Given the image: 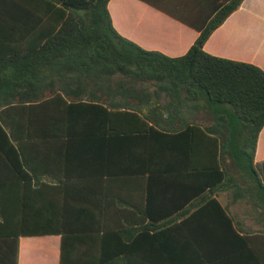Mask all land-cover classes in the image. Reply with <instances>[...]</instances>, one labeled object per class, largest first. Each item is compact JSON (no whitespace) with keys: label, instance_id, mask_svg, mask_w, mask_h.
I'll return each instance as SVG.
<instances>
[{"label":"crops","instance_id":"obj_1","mask_svg":"<svg viewBox=\"0 0 264 264\" xmlns=\"http://www.w3.org/2000/svg\"><path fill=\"white\" fill-rule=\"evenodd\" d=\"M225 2L109 0L107 6L119 34L144 50L179 57L188 52ZM204 49L264 70V0H243L209 35ZM155 95L160 105H167L170 98L165 91ZM162 107L155 111L154 105L147 111L152 119L145 121L124 109L111 115L89 106L77 107L69 114L64 110L57 117L54 139L23 142L24 155L35 171L26 170L30 175L37 173L39 182L34 176L23 189L21 182L13 181L16 176H8L12 186L6 191L7 225L12 229L64 228L68 232L66 237L59 232L20 235L17 258L12 236L0 233V264H88L85 262L101 256L118 257L123 248H128L134 258H155V264H254L252 255L241 248L228 228L222 227L217 215L204 211L183 224L186 211L199 209L192 203L208 180L203 168L213 161V156L209 157L212 143L201 130L211 126L223 129L213 124L211 106L205 97L197 101L185 96L179 114L199 128L194 133L187 126L166 130L179 123L169 119V112ZM155 116L164 128L155 124ZM232 162L227 157L222 159L221 169ZM254 166L264 183V126L258 136ZM22 194L25 200L20 208ZM228 194L221 191L219 195L225 205ZM229 209L234 214L238 211L235 205ZM146 213L169 215L175 220L156 230L159 235L155 241L138 236L101 239L104 229H133L152 222ZM237 225L264 254L261 225L242 213Z\"/></svg>","mask_w":264,"mask_h":264},{"label":"trees","instance_id":"obj_2","mask_svg":"<svg viewBox=\"0 0 264 264\" xmlns=\"http://www.w3.org/2000/svg\"><path fill=\"white\" fill-rule=\"evenodd\" d=\"M3 1L0 2V215L3 220L0 233L12 236L16 258L20 235L59 232L66 237L68 232L64 228L17 226L12 229L7 225L6 191L12 186L8 176H16L13 181L21 182L22 188L34 176L39 182L37 173L30 175L26 170L28 167L35 171L24 155L23 142L54 139L57 117L64 110L69 114L81 106L95 107L108 115L124 109L143 121L152 119L147 111L154 105L155 111L163 106L162 110L169 112L168 118L178 119L179 123L166 130L187 126L194 133L199 128L179 114L186 96L197 101L205 97L214 112L213 124L223 129L211 126L201 130L212 143L209 157L213 156V161L203 168L208 180L192 203L193 208L199 209L186 211L183 224L198 213L209 211L239 239L241 248L252 255L254 264H264V254L252 246L249 233L237 225L242 213L254 218L264 234V183L254 166L257 140L264 126V70L253 63L212 55L204 49L209 35L243 0H225L197 41L179 57L144 50L119 34L112 24L109 0ZM155 80L169 82L155 83ZM160 91L169 95L167 105H160L156 99L155 94ZM155 124L160 126L156 116ZM226 157L233 161L232 165L225 164L221 169V160ZM245 174L251 182L244 179ZM221 191H229L227 205L219 198ZM23 200L22 194L18 207L22 208ZM230 205L237 206L235 214ZM146 215L152 222L133 229H104L101 239L127 240L138 236L155 241L159 235L155 234L156 230L175 220L164 214ZM122 253L125 256L119 257ZM118 254L111 259L101 256L97 261L85 263L155 264V258L149 256H130L128 248ZM207 258L204 257L206 261Z\"/></svg>","mask_w":264,"mask_h":264},{"label":"rangeland","instance_id":"obj_3","mask_svg":"<svg viewBox=\"0 0 264 264\" xmlns=\"http://www.w3.org/2000/svg\"><path fill=\"white\" fill-rule=\"evenodd\" d=\"M245 178L244 179H247L246 181L248 182H251V180L248 178V175L247 174H245V176H244Z\"/></svg>","mask_w":264,"mask_h":264}]
</instances>
